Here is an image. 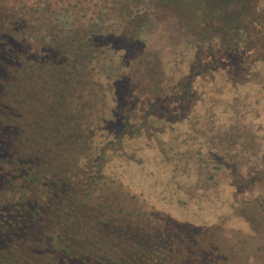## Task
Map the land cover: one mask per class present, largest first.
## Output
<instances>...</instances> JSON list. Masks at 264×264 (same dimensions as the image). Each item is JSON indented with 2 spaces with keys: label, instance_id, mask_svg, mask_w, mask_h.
Masks as SVG:
<instances>
[{
  "label": "trees",
  "instance_id": "trees-1",
  "mask_svg": "<svg viewBox=\"0 0 264 264\" xmlns=\"http://www.w3.org/2000/svg\"><path fill=\"white\" fill-rule=\"evenodd\" d=\"M154 3L155 0H0V187L7 181L15 186L17 176L23 181L16 188L23 190L20 195L0 202V224L10 223L8 216L18 210L28 211L33 218L40 214L45 197L32 193L37 189L47 193L46 205L53 203L52 211L56 213L65 198L98 185L106 178L107 152L120 147L123 135L133 130L129 125L137 124L134 118L139 117L137 134L158 141L161 147L166 132L162 125L170 118L179 121L187 117L193 107L195 74L191 73L189 80L181 70L176 78L169 79V63L161 56L158 59L157 52L145 49L159 38ZM217 19L223 24L224 40L230 43L229 34L232 28L241 29V18ZM212 22H208L211 27ZM194 25L197 30L204 24L197 21ZM216 36L210 34L207 40L211 60L197 65L203 67L204 75L216 73L218 67L213 63L220 61L225 52L211 45ZM111 52L120 58H109L110 70L122 68L113 80L97 73V63L106 64L104 59ZM115 62L118 67L113 66ZM243 84L234 81L235 86ZM234 134L229 131L221 144L206 137V153L201 148L196 150L195 144L191 149L186 144L182 147L190 157L200 155L202 163L213 164L215 169L228 167L239 190L257 182L264 185L261 170L244 173L252 163L249 153L257 148L256 144L242 133ZM112 135H116L113 140ZM162 152L168 155L164 146ZM5 165L18 174L9 178L8 171L6 177ZM116 205L122 216L111 219L118 222L112 237L122 248L110 254L114 245L102 241L104 235L87 234V230L102 232L105 228L91 226L82 217L80 205L65 213L77 216L69 228L82 235L80 239L66 242L60 228H55L57 237L66 242L64 252L70 257L63 254L60 264L237 263L235 255L219 254L221 245L215 239L224 222L195 226L167 219L165 225H160L145 214L142 217L141 208L125 212L122 202ZM8 206L12 209L6 216L2 208ZM60 212L57 214L62 217ZM134 213L139 220L124 223ZM249 218L256 220L254 216ZM38 255L36 259L45 258Z\"/></svg>",
  "mask_w": 264,
  "mask_h": 264
},
{
  "label": "rangeland",
  "instance_id": "rangeland-1",
  "mask_svg": "<svg viewBox=\"0 0 264 264\" xmlns=\"http://www.w3.org/2000/svg\"><path fill=\"white\" fill-rule=\"evenodd\" d=\"M154 5L158 21L156 34L160 39L145 49L157 52L158 59L161 56L169 63V79L176 78L181 70L189 80L191 73L195 74V82H190L194 92L193 107L187 117L179 121L170 118L162 125L166 130L162 135L163 146L168 155L162 152L163 146L159 147L157 140L154 142L137 134L139 117L134 118L137 124L129 125L133 130L123 135L120 147L107 152L106 178L98 185L68 196L56 213L55 209L52 211L53 203L46 205L47 193L37 189L32 193L43 194L46 205L40 214L33 218L28 211L18 210L8 216L10 223L0 224V264L38 261L60 264L63 254L65 258L69 256L64 252L66 242L82 236L69 228L77 216L65 215L80 205L82 217H86L91 226L105 228L102 232L87 230V234L104 235L102 241L114 245L110 254L115 253L122 248L112 237L118 222L111 219L122 216L117 202H122L125 212L141 208L142 217L145 214L152 223L160 225H165L167 219L195 226L224 222L223 230L215 239L216 244L221 245L219 254L235 255V264H264V185L257 182L239 190L233 184V173L228 167L215 169L213 164L202 163L200 155L190 157L186 152V148L191 149L194 144L196 150L201 148L203 153L208 152L206 137L221 144L229 131L242 133L257 146L249 153L252 163L244 168V173L249 175L261 170L264 174V0H155ZM224 16L241 18L238 22L242 27L232 28L230 43L224 40L223 24L217 19ZM210 20H213V28L208 25ZM197 21L204 25L196 30ZM210 34L217 35L211 45L225 52L220 61L213 63L218 67L216 73L204 75L203 67L197 65L211 60L207 41ZM225 44L228 47L224 49ZM112 56L120 58L111 52L104 59L106 64L97 63V73L105 79L117 78V73L122 71V68L110 70L108 67ZM235 80L244 84L235 86ZM110 98L114 102L113 94ZM115 137L112 135L111 139ZM183 144L187 147H182ZM5 170L6 177L10 172L9 178L18 174L9 165H5ZM22 183L18 176L15 186L5 182L0 187V202L20 195L23 190L16 188ZM2 209L7 216L12 208ZM59 211L63 212L62 217L57 214ZM249 216L256 220H250ZM134 219L139 220L136 213L124 223L129 220L134 223ZM55 228H60L66 242L61 241V236L57 237ZM39 253L45 257L43 260L35 258ZM70 263L72 261L67 264Z\"/></svg>",
  "mask_w": 264,
  "mask_h": 264
}]
</instances>
